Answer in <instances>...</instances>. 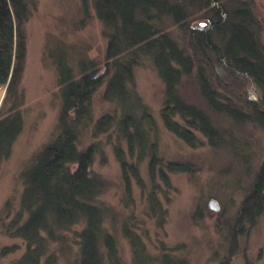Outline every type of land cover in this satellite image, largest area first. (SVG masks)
<instances>
[{"label":"trees","instance_id":"obj_1","mask_svg":"<svg viewBox=\"0 0 264 264\" xmlns=\"http://www.w3.org/2000/svg\"><path fill=\"white\" fill-rule=\"evenodd\" d=\"M91 1L107 39L104 70L100 71L93 60L83 58L75 74L64 52L54 54L61 96L58 131L22 172L23 190L18 210L3 226L8 236L25 243L23 253L13 264H39L59 232L79 223L81 228L75 232L77 258L73 264H103L100 241L108 258L116 259L113 236L102 232L104 208L95 202L105 188V181L91 174L94 149L92 145L78 149V130L91 121L92 96L105 83L103 98L115 101L121 114L116 122L111 114L98 117L93 122L94 132L102 133L115 125L129 156L138 161L148 157V170L153 178L160 159L155 141L149 139L150 129L145 125L147 108L133 88V69L142 58L152 62L163 82L161 117L165 127L188 145H197L194 131L207 138L211 146H218L223 137L204 109L180 95L178 86L184 77H193L199 95L210 110L235 122L255 120L264 127V46L258 22L247 1ZM36 5L37 0H0V86H6L0 103V159L10 154L23 127L20 84L27 51L26 23ZM191 18L207 22L191 28L188 25ZM165 20L182 28L186 36L184 46L170 35ZM231 75L247 79L258 88L259 99L249 105L250 111L237 106L219 89V86L226 88L222 81L231 80ZM138 110H141L140 115ZM114 147L129 189L128 172L140 181L136 162H128L126 152ZM161 167L159 176L169 185ZM164 167L169 172L188 171L189 164L169 161ZM147 197L151 212L164 216L166 210L155 191H149ZM263 211L264 160L228 229L231 247L236 244L237 236L253 226ZM126 235L131 244L138 245L137 235ZM16 247L13 244L1 248L0 256ZM163 260L172 262L167 256Z\"/></svg>","mask_w":264,"mask_h":264},{"label":"rangeland","instance_id":"obj_2","mask_svg":"<svg viewBox=\"0 0 264 264\" xmlns=\"http://www.w3.org/2000/svg\"><path fill=\"white\" fill-rule=\"evenodd\" d=\"M238 0H233L237 2ZM251 6L258 22L264 46V0H244ZM207 21L191 18V28ZM166 29L179 45L186 44L182 28L164 21ZM95 15L91 0H37L26 23L27 51L20 88L23 127L12 144L10 154L0 159V249L16 244V249L0 256V264H13L25 249V243L8 236L3 226L19 207L23 190L22 172L33 163L37 152L58 131L61 96L54 54L64 52L68 65L78 73L80 59L93 60L104 70L106 37ZM134 92L147 108L145 125L150 141H155L160 166L169 185L159 176V165L151 177L148 157L137 160L127 154V146L115 125L95 133L93 122L107 113L116 122L120 106L103 98V83L91 99V121L78 130V149L92 145L91 174L105 181V188L95 202L104 208L102 232L111 234L116 246V259L110 260L103 242L100 251L103 264H264V211L253 226L237 236L231 247L228 229L239 206L249 192L260 163L264 160V127L255 120L235 122L210 110L198 93L193 77H184L178 90L182 98L204 109L213 124L221 130L222 141L211 146L200 132L197 145L190 146L168 130L161 117L164 85L152 62L144 57L133 69ZM219 89L237 106L250 111L259 99L258 88L249 80L231 75ZM6 86H0V103ZM141 110L137 111L140 115ZM145 116V115H144ZM152 126V129L151 127ZM126 152L128 162H136L139 180L130 172L126 188L114 146ZM169 161L189 164L188 171H166ZM154 190L164 216L151 212L147 194ZM214 201L216 209L210 206ZM81 224L61 230L49 244L39 264H73L78 244L75 232ZM126 234L138 236L131 244ZM164 256L172 260L164 262ZM181 260V261H180Z\"/></svg>","mask_w":264,"mask_h":264},{"label":"water","instance_id":"obj_3","mask_svg":"<svg viewBox=\"0 0 264 264\" xmlns=\"http://www.w3.org/2000/svg\"><path fill=\"white\" fill-rule=\"evenodd\" d=\"M210 206H211V207H214V208L216 209V206H215L214 201H210Z\"/></svg>","mask_w":264,"mask_h":264}]
</instances>
